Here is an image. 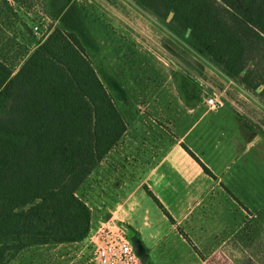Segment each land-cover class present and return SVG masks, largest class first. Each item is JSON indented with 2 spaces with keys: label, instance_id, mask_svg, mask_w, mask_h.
Returning <instances> with one entry per match:
<instances>
[{
  "label": "trees",
  "instance_id": "trees-1",
  "mask_svg": "<svg viewBox=\"0 0 264 264\" xmlns=\"http://www.w3.org/2000/svg\"><path fill=\"white\" fill-rule=\"evenodd\" d=\"M134 1L264 103V0ZM2 32L0 46L14 41ZM20 59L0 47V264L90 235L80 191L128 128L74 30L54 28Z\"/></svg>",
  "mask_w": 264,
  "mask_h": 264
},
{
  "label": "rangeland",
  "instance_id": "rangeland-1",
  "mask_svg": "<svg viewBox=\"0 0 264 264\" xmlns=\"http://www.w3.org/2000/svg\"><path fill=\"white\" fill-rule=\"evenodd\" d=\"M7 3L0 0L1 37L3 41L11 36L15 39L10 44L2 42L0 47H6L8 61L18 64L43 41L32 31V21L39 20L49 32L56 27L74 30L129 130L141 117L147 130L161 126L177 140L178 107L166 96L170 93L181 106L188 107L191 100H201L199 90L211 89V84L218 87L212 77L220 69L134 0H43L40 12L33 11L31 16L19 13L14 0ZM198 76L210 86L201 84ZM254 99L251 104L260 106L259 116L248 115L264 132V103ZM124 143L130 148L132 140ZM254 151L248 159L236 157L230 169L222 166L223 179L204 181L201 194L192 202L175 204L177 196L166 197L171 199L166 204L174 220L156 205L147 204L145 215L135 213L133 225L124 223L126 220L113 221L111 225L125 230L128 236L146 242L148 259L139 258L137 264H264V155L261 152L256 161ZM239 163L246 166L242 185L234 189L236 198L227 178L235 174ZM143 191L140 184L139 192ZM117 215H125L122 203ZM136 225L143 226L142 234L135 230ZM85 247L89 249L85 264H96L89 238ZM33 253L26 248L10 264H40L43 258L36 259ZM72 264L84 263L75 260Z\"/></svg>",
  "mask_w": 264,
  "mask_h": 264
},
{
  "label": "crops",
  "instance_id": "crops-1",
  "mask_svg": "<svg viewBox=\"0 0 264 264\" xmlns=\"http://www.w3.org/2000/svg\"><path fill=\"white\" fill-rule=\"evenodd\" d=\"M42 1L28 0L25 6L17 4L20 7L19 13L29 16L33 11L39 13ZM34 22H31L30 27ZM219 71L214 72L212 77L218 87L211 84L213 89L199 90L201 100H191L188 107L181 106V101L177 102L170 93L166 96L168 100L173 98L172 102L178 107V116L175 119L178 126L177 140L171 139L170 132L161 129V126H150L147 130L141 117L133 121L135 124L130 130L128 126L120 141L83 186L81 196L92 210L90 234L103 226H111L117 230V225H111L116 220H126L124 223L133 225V216L135 213L145 215L147 204L156 205L162 213L174 220L175 217L166 204L171 202V196L178 197L173 200L175 204L190 203L201 194L204 181L223 179L222 166L235 164L236 157L245 156L248 159L253 149L256 161L261 152L264 155V132L255 119L248 115L252 112L257 117L261 110L257 103L251 104V99L255 98L260 104L262 102L244 85L227 76L222 70ZM197 79L201 84L210 86L204 78L198 76ZM222 90L225 91V99L221 107L210 108L205 102V94L213 95L214 92ZM234 104L238 109L234 108ZM241 111L245 114H240ZM126 140H132L130 148L125 147ZM215 141L221 145L218 147ZM198 159L211 170L214 177L205 172ZM245 166L239 163L234 170L235 174L227 178L232 190L229 189L236 198L238 196L234 189L242 185ZM140 184L144 187L142 193L139 192ZM155 197L164 208L159 207ZM166 197L170 198L167 200ZM121 203L125 215L120 217L117 212ZM141 203L143 204L139 207ZM131 228L133 229L132 226ZM142 229V225L135 226L140 234ZM86 239L29 248L34 252V258H43L40 264H72L75 260L85 264L89 259V249L85 247Z\"/></svg>",
  "mask_w": 264,
  "mask_h": 264
},
{
  "label": "built area",
  "instance_id": "built-area-1",
  "mask_svg": "<svg viewBox=\"0 0 264 264\" xmlns=\"http://www.w3.org/2000/svg\"><path fill=\"white\" fill-rule=\"evenodd\" d=\"M35 35L44 40L50 33L44 29L42 23L37 20L31 25ZM225 91L214 92L213 95L205 94L206 104L212 109H218L222 105ZM89 238L94 246L93 260L96 264H137V255L132 237L128 236L125 230H114L111 226H103L100 230L91 233Z\"/></svg>",
  "mask_w": 264,
  "mask_h": 264
},
{
  "label": "water",
  "instance_id": "water-1",
  "mask_svg": "<svg viewBox=\"0 0 264 264\" xmlns=\"http://www.w3.org/2000/svg\"><path fill=\"white\" fill-rule=\"evenodd\" d=\"M173 13L170 14L168 21H170L172 19ZM132 243L134 246V249L137 253V255L143 259V260H147L149 253H148V248L146 246V244L138 237H132Z\"/></svg>",
  "mask_w": 264,
  "mask_h": 264
}]
</instances>
